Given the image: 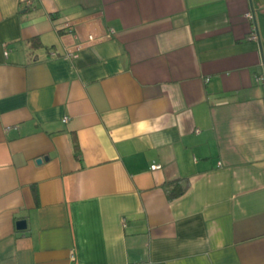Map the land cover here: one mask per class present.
I'll return each mask as SVG.
<instances>
[{"label": "crops", "instance_id": "crops-1", "mask_svg": "<svg viewBox=\"0 0 264 264\" xmlns=\"http://www.w3.org/2000/svg\"><path fill=\"white\" fill-rule=\"evenodd\" d=\"M262 59L264 0H0V264H264Z\"/></svg>", "mask_w": 264, "mask_h": 264}, {"label": "trees", "instance_id": "trees-1", "mask_svg": "<svg viewBox=\"0 0 264 264\" xmlns=\"http://www.w3.org/2000/svg\"><path fill=\"white\" fill-rule=\"evenodd\" d=\"M166 189L169 198H177L185 193L188 189V182L183 179L166 182Z\"/></svg>", "mask_w": 264, "mask_h": 264}, {"label": "built area", "instance_id": "built-area-1", "mask_svg": "<svg viewBox=\"0 0 264 264\" xmlns=\"http://www.w3.org/2000/svg\"><path fill=\"white\" fill-rule=\"evenodd\" d=\"M245 16L247 17V18H249V19H251L252 18V14H250V13H246L245 14ZM258 35L256 34V33H254L253 31H252V33H251V35H250V38L251 39H253V40H255V41H258L259 39H258ZM90 39H92V37H89ZM5 54H7V51H5L4 52ZM262 62H264V59H262ZM257 79H262L261 78V76H259ZM67 120V117H64L63 118V121H66ZM161 168V165L160 164H156V163H153L151 166H150V169L151 170H158V169H160Z\"/></svg>", "mask_w": 264, "mask_h": 264}, {"label": "water", "instance_id": "water-1", "mask_svg": "<svg viewBox=\"0 0 264 264\" xmlns=\"http://www.w3.org/2000/svg\"><path fill=\"white\" fill-rule=\"evenodd\" d=\"M41 159H38L37 162L39 163ZM17 228L18 229H24L25 228V220H19L17 222Z\"/></svg>", "mask_w": 264, "mask_h": 264}]
</instances>
